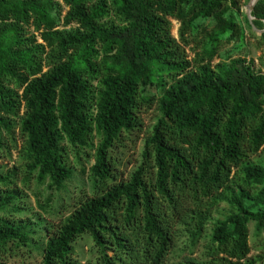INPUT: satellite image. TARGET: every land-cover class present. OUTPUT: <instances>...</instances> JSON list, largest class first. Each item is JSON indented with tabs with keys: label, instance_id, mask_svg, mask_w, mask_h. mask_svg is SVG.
<instances>
[{
	"label": "trees",
	"instance_id": "trees-1",
	"mask_svg": "<svg viewBox=\"0 0 264 264\" xmlns=\"http://www.w3.org/2000/svg\"><path fill=\"white\" fill-rule=\"evenodd\" d=\"M241 2L0 0V264L26 252L41 264L264 262L251 256L252 224L264 239V74L244 54L264 33ZM252 16L264 30V0ZM41 187L36 218L25 191Z\"/></svg>",
	"mask_w": 264,
	"mask_h": 264
},
{
	"label": "rangeland",
	"instance_id": "rangeland-1",
	"mask_svg": "<svg viewBox=\"0 0 264 264\" xmlns=\"http://www.w3.org/2000/svg\"><path fill=\"white\" fill-rule=\"evenodd\" d=\"M249 4L250 2L248 3L246 0H242L241 13L246 14V11L249 8ZM179 30H180V23L178 21L173 20L172 34H173V37L176 38L177 40L180 39ZM257 35L260 36L259 34ZM247 41H248V48L244 52V54H247L248 61H253L254 69L264 74V47L259 44L256 38L250 36V34H248ZM186 52L188 53V55H190V57L188 58L193 59L194 57H196L197 53L200 52V48L197 46V44H192L186 47ZM219 62H220L219 59L215 60L214 65ZM158 118H159L158 106L155 105L152 110L144 114V121L146 124V129L152 130L155 124L157 123ZM144 144H145V136L143 135L142 138L139 141H137L136 144H134V147L130 146L131 148L128 150L129 156L126 159V161L128 160V162H131V164H128L123 167L125 177H128L129 174L139 164L140 154H141V150ZM18 155H19L18 152L14 153L15 160L18 159ZM8 163H9L8 165L9 167H13L14 163H10L8 161L5 163V165ZM93 163L94 162L92 163L86 162L88 167H91ZM76 169H77L76 179L73 180L72 183L66 186L67 190L73 191V192L77 188L76 184L78 185L81 184V181L79 179V173L81 169L79 166H76ZM86 178L88 180V176ZM31 186L32 188L36 189L34 182H32ZM45 189H46L45 187H41L39 194L35 191L33 192H31L30 190H26L27 192L25 191V195L27 196L28 203L33 208L32 217L37 218V215H40L41 217H43L42 216L43 211L39 206V202L40 204L47 203L49 192H47V190ZM67 190L63 189L61 191L55 192L53 195H56V194L66 195ZM51 203H52L51 205L54 207L55 199H53ZM71 211H72V208L67 207L66 209L62 210V212H60V216H56V215L47 216V218H49L48 219L49 225H53L55 228H57V226L63 220H65L66 217L69 216ZM93 244H94V241L89 236L81 238L75 244L76 256L78 260L82 261V263H87L90 259L93 258L94 256L93 250H92ZM251 245L253 246V253L251 255L252 257H257L260 255L264 256V239L256 237L254 224L251 225ZM24 254L25 255L24 256L22 255V257L19 256V257H15L14 259H12L13 264H41L42 258L38 253H34L32 257H30L27 252ZM195 256H197V254H195ZM261 264H264V262Z\"/></svg>",
	"mask_w": 264,
	"mask_h": 264
},
{
	"label": "water",
	"instance_id": "water-1",
	"mask_svg": "<svg viewBox=\"0 0 264 264\" xmlns=\"http://www.w3.org/2000/svg\"><path fill=\"white\" fill-rule=\"evenodd\" d=\"M259 1H261V0H251V2H250V4H249V8H248V10L246 11V16H247V18H248L250 24L252 25L253 30H254L257 34L261 35V34L264 33V30H262V31H261V30H258V29L253 25V21L255 20V18L252 16V12L254 11V8H255L256 4H257Z\"/></svg>",
	"mask_w": 264,
	"mask_h": 264
}]
</instances>
